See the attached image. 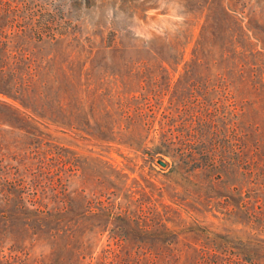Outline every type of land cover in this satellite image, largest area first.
I'll use <instances>...</instances> for the list:
<instances>
[{
  "label": "rangeland",
  "instance_id": "374dc122",
  "mask_svg": "<svg viewBox=\"0 0 264 264\" xmlns=\"http://www.w3.org/2000/svg\"><path fill=\"white\" fill-rule=\"evenodd\" d=\"M3 54L0 209L57 237L0 264H264V0H0Z\"/></svg>",
  "mask_w": 264,
  "mask_h": 264
},
{
  "label": "trees",
  "instance_id": "16d2710c",
  "mask_svg": "<svg viewBox=\"0 0 264 264\" xmlns=\"http://www.w3.org/2000/svg\"><path fill=\"white\" fill-rule=\"evenodd\" d=\"M10 59L9 55H0V62H6ZM19 68V67H18ZM10 70L4 69V66L0 68V92L12 96L14 94L18 95L17 97H26L25 90H22L21 82L24 81V77L22 76L21 69ZM14 97V95L12 96ZM23 111L18 109L17 107L13 106L11 103L7 101L0 100V117L1 119L5 120H12V119H19L20 114ZM163 159V158H162ZM21 196L20 194H17ZM2 208L0 209V225L7 224V225H14L17 223L20 224H28V220L30 221L29 224L34 228L33 231L25 230L24 234L19 236H11L10 232H3L0 231V239L3 241L12 240L23 242L27 239L26 234L30 236L29 243L31 246L30 249L37 247L40 245L41 241L44 239L45 235L49 236V239L52 241L55 240L57 237L56 232H48L45 231L44 226L49 225L50 222H54L57 218L54 215H46L42 216L40 213L36 211H29V207L25 206L24 202L21 200L20 197H17L15 200L8 201L7 198H3L1 200Z\"/></svg>",
  "mask_w": 264,
  "mask_h": 264
},
{
  "label": "water",
  "instance_id": "95a60500",
  "mask_svg": "<svg viewBox=\"0 0 264 264\" xmlns=\"http://www.w3.org/2000/svg\"><path fill=\"white\" fill-rule=\"evenodd\" d=\"M158 163L159 164H161L162 166H166L168 163H167V161H165L164 159H162V158H158Z\"/></svg>",
  "mask_w": 264,
  "mask_h": 264
}]
</instances>
